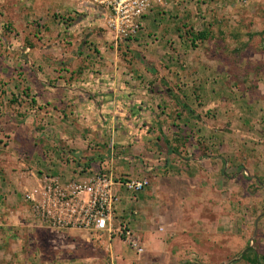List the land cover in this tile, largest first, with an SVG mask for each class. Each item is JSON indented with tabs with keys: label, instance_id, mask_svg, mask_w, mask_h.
I'll return each mask as SVG.
<instances>
[{
	"label": "rangeland",
	"instance_id": "374dc122",
	"mask_svg": "<svg viewBox=\"0 0 264 264\" xmlns=\"http://www.w3.org/2000/svg\"><path fill=\"white\" fill-rule=\"evenodd\" d=\"M163 3L122 40L75 0H0V264H251L247 248L264 257V0ZM114 92L117 112L103 107ZM90 100L95 120L80 109ZM69 133L86 149L70 147ZM135 143L144 147L129 154ZM101 157L121 161L108 168ZM52 164L65 177L81 167L85 179L149 178L135 196L120 187L116 219L144 251L48 218ZM122 164L143 170L128 177Z\"/></svg>",
	"mask_w": 264,
	"mask_h": 264
},
{
	"label": "built area",
	"instance_id": "2783aa9c",
	"mask_svg": "<svg viewBox=\"0 0 264 264\" xmlns=\"http://www.w3.org/2000/svg\"><path fill=\"white\" fill-rule=\"evenodd\" d=\"M85 8H98L102 16L108 18V28L123 39L138 36L145 28L144 20L151 15L155 7L162 6L164 0H75ZM241 4L250 0H237ZM43 188L45 199L41 203L44 214L53 221L68 223L79 228L116 234L139 253L144 251L141 240L131 227L130 221H116L120 211L122 196L120 187L135 194L147 189L150 180L147 177L117 181L113 172H95L85 180L61 184L56 178L46 177ZM37 191V190H36Z\"/></svg>",
	"mask_w": 264,
	"mask_h": 264
},
{
	"label": "crops",
	"instance_id": "0c3cea01",
	"mask_svg": "<svg viewBox=\"0 0 264 264\" xmlns=\"http://www.w3.org/2000/svg\"><path fill=\"white\" fill-rule=\"evenodd\" d=\"M148 18H151V15L148 16ZM148 18H146V21H147ZM112 75L115 77V74L114 73H112ZM69 88L72 89V90H74V89L79 90L78 87L76 86V84L69 86ZM122 99L124 100V98H122ZM122 99L120 98V95L118 93L114 92V94H111L110 97H109V99H107V102L106 103L105 102L103 103V107H108L110 109V111L117 112L118 110L122 109V106L120 104V101L124 102ZM78 100H83V98H80ZM78 100L76 98L75 101H78ZM134 103H137V101L130 100V103H127V105H129L131 107V106H134ZM74 106L76 107V105H74ZM97 108L98 107L92 102V100L88 101L86 104H82V106L80 107V109H84L85 112H89L90 115H91V117L94 120L96 119L95 114H96V111H98ZM128 125H130V123H128ZM76 133H78V132H76ZM73 134L72 133L63 134L62 137H66V141L68 143H70V145H71L70 147H72L74 150H77L78 149V150H82L83 151L84 149H86L84 141L81 140V139H79V137H78L77 134H75V133H73ZM62 137H61V139H62ZM143 147H144V143H139V144L138 143H135L134 145H131L129 147L130 150L129 151L127 150V152L129 154H135L138 151H141ZM118 150H117V155H119V157H121V150L119 152H118ZM111 154H113V152H111V150H110L109 156ZM119 157L110 158V159H106V158L101 157L104 160L103 161V167H108V168L111 167V168H113L114 165H119V163L121 161L120 160L121 158H119ZM87 160H89V159H87ZM100 161L101 160H99V161H97V160H91L90 161L91 167L88 170L95 171L96 167L99 166V162ZM62 166H63V164H61V165H59V164H54V165L52 164V165H50L51 169H50L49 173L50 174H53V176L55 178H57L61 182V184H63V185L69 184L70 182L69 183H66V182L70 181V179H74V181H79V180L85 179V177H87L89 175V172H86V174H83L82 172H80V170L82 171V168L81 167H77V168L73 169L72 172H69L66 175V177H65V174L64 173L59 172V168L62 167ZM120 166L122 167V172L127 173V174H130V176H128V177H131L132 175L135 176L136 175V172L135 171H137V170H138V172L139 171L142 172V170H143V169H138L136 167H131V166H129V168H125V166L123 164L120 165ZM120 191H119V193H120ZM119 195L121 196V194H119ZM122 201H124V198L122 199ZM124 205H123V202L121 204H119L120 211L118 212V214L124 215V211H125ZM96 233L101 234V232H96ZM102 233L107 234L105 232H102ZM128 253L129 252H127V255H128ZM82 258H83V256H82Z\"/></svg>",
	"mask_w": 264,
	"mask_h": 264
},
{
	"label": "trees",
	"instance_id": "16d2710c",
	"mask_svg": "<svg viewBox=\"0 0 264 264\" xmlns=\"http://www.w3.org/2000/svg\"><path fill=\"white\" fill-rule=\"evenodd\" d=\"M207 32L202 31L195 35L194 38H206ZM251 249L247 253L244 254V258H246L251 264H260L262 260H264V257H260L255 255L253 258L251 257ZM253 252V251H252Z\"/></svg>",
	"mask_w": 264,
	"mask_h": 264
},
{
	"label": "water",
	"instance_id": "95a60500",
	"mask_svg": "<svg viewBox=\"0 0 264 264\" xmlns=\"http://www.w3.org/2000/svg\"><path fill=\"white\" fill-rule=\"evenodd\" d=\"M249 250V248H247L246 250H244V252L242 253L241 257L242 258L244 256V254Z\"/></svg>",
	"mask_w": 264,
	"mask_h": 264
}]
</instances>
